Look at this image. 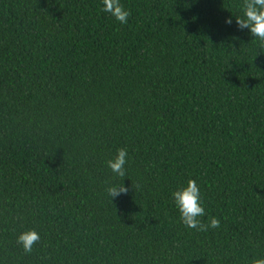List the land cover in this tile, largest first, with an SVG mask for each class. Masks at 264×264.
<instances>
[{
  "label": "trees",
  "instance_id": "obj_1",
  "mask_svg": "<svg viewBox=\"0 0 264 264\" xmlns=\"http://www.w3.org/2000/svg\"><path fill=\"white\" fill-rule=\"evenodd\" d=\"M120 2L126 24L103 0H0V264H252L264 48L235 23L243 0ZM119 148L129 191L111 200ZM189 179L218 229L180 222Z\"/></svg>",
  "mask_w": 264,
  "mask_h": 264
},
{
  "label": "clouds",
  "instance_id": "obj_2",
  "mask_svg": "<svg viewBox=\"0 0 264 264\" xmlns=\"http://www.w3.org/2000/svg\"><path fill=\"white\" fill-rule=\"evenodd\" d=\"M102 10L121 24H126L131 14L121 4L120 0H103ZM242 13V16H236V25L241 30L248 29L250 34L259 41L260 47L264 48V0H243ZM225 22L231 24V17L226 18ZM127 163V148H119L115 157L106 161L107 166L115 176L122 179L121 183L112 184L106 188L111 200L121 194H127L129 191L123 183V178L127 176L125 167ZM172 198L180 214L179 220L185 227L195 229L198 232H206L210 228L218 229L220 227L221 222L217 217L209 218L208 223H204L201 219L205 216V208L201 204L200 189L194 179H189L185 187L172 192ZM39 241L40 234L35 229L20 233L16 240L17 244L28 254L33 251L34 245ZM252 264H264V257L253 259Z\"/></svg>",
  "mask_w": 264,
  "mask_h": 264
}]
</instances>
